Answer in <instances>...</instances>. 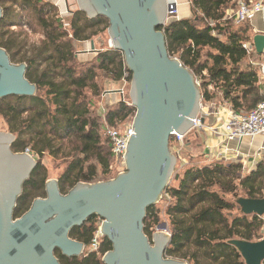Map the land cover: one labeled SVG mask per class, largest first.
Masks as SVG:
<instances>
[{"label": "trees", "instance_id": "trees-1", "mask_svg": "<svg viewBox=\"0 0 264 264\" xmlns=\"http://www.w3.org/2000/svg\"><path fill=\"white\" fill-rule=\"evenodd\" d=\"M236 2L190 0L192 17L170 19L160 30L170 57L178 59L194 78L201 79L202 101H223L237 113H249L262 101L258 68L250 60L260 61L262 55L255 52L249 56L243 48L246 42L253 41L247 22L235 25L224 19ZM16 6L23 13L30 11L34 15L35 23H26L33 32L44 35L38 48L20 58L27 66L26 79L36 86V95L0 99V117L15 136L11 150H28L37 161L17 198L14 217L19 218L28 211L33 199L39 198L34 192L39 188L44 192L46 170L41 160L45 155L61 159L64 164L58 178L62 194L79 182L112 179L109 167L114 157L103 129L132 121L135 108L122 101L107 106L102 115L95 110L94 99L100 96L101 81L131 82L121 52L105 50L87 63L76 57L74 43L91 41L107 31L106 19H88L83 12L76 11L65 26L55 8L42 0H0V48L5 49L10 61L22 33L10 31L12 25L21 28ZM194 134L200 138L198 133ZM169 144L173 145V138ZM188 146L185 141L182 154ZM241 171L239 163L177 167L165 190L169 205L165 211L157 205L147 209L144 233L151 239L164 218L171 235L165 250L167 258L183 259L188 264H244L230 241L261 240L264 223L257 216L243 215L236 201L264 198V157L248 175L243 176ZM44 197L45 193L40 198ZM98 223L99 219L92 216L81 227L71 230L69 237L83 243L85 252L78 258H66L57 251L60 264H104L102 257L111 250L106 238L103 237L97 252H89Z\"/></svg>", "mask_w": 264, "mask_h": 264}, {"label": "water", "instance_id": "water-1", "mask_svg": "<svg viewBox=\"0 0 264 264\" xmlns=\"http://www.w3.org/2000/svg\"><path fill=\"white\" fill-rule=\"evenodd\" d=\"M76 2L88 19L108 21L111 48L123 54L131 73L134 133L126 145L125 170L107 181L79 182L66 194L58 181L48 180L45 197L33 199L28 211L15 218L17 198L37 161L25 152L14 153L15 138L0 133V264H60L57 251L66 258L80 257L85 246L69 235L92 216L102 221L100 232L111 244L102 257L104 264H187L165 256L171 240L166 223L157 226L151 239L144 233L147 209L161 201L176 170L170 139L192 129L202 98L194 75L168 54L160 30L171 21L167 10L173 0ZM66 4L70 8L69 0ZM253 44L256 54H264V34L255 35ZM26 71L25 63L13 64L0 48V99L36 95ZM236 203L245 216H264V198H240ZM230 245L244 264H264V238L233 240Z\"/></svg>", "mask_w": 264, "mask_h": 264}, {"label": "built area", "instance_id": "built-area-1", "mask_svg": "<svg viewBox=\"0 0 264 264\" xmlns=\"http://www.w3.org/2000/svg\"><path fill=\"white\" fill-rule=\"evenodd\" d=\"M187 1L190 3V0ZM67 9L66 6V10ZM263 9L262 0L255 2L239 0L234 10H227L224 19L232 20L235 25H241L250 21L254 14L262 12ZM176 16L177 4L173 0V3L169 5L167 10V18L174 19ZM243 48L249 56L255 53L253 41L246 42ZM252 65L258 68L262 101L249 113H237L225 102L216 104L214 102H204L201 98L199 113L193 120L192 129L183 136L174 133L171 137L173 138V145L170 147V151L176 156L177 161L180 160L181 167L188 164L184 160H181L179 155L185 148L187 136L192 132H202L205 133L207 137L211 138L210 142H206L204 145V153L208 161L239 163L242 166V173L246 172L247 174L254 171L256 162L259 160L261 161V156L257 155L251 162V166H248V157L244 156L239 151V145L243 140H254L259 137H264V54H262V60L260 62L252 63ZM195 83L198 86L197 82ZM208 89L211 90V87H208ZM211 116L216 117V122L212 125L205 124V119ZM133 133L132 123L125 125L123 128L105 127L103 129V135L107 137L111 143L114 167L116 166L117 168L113 167L112 169L114 171L116 170L118 174L125 170L124 154L126 153L128 139ZM230 143H237V147L231 149ZM25 153L30 154L28 150H26ZM164 198L170 202L169 195L166 192L163 193L162 199ZM101 223L102 221L99 220L97 229L89 245V252H97L100 248L103 239V235L100 232ZM165 232L169 233L168 229Z\"/></svg>", "mask_w": 264, "mask_h": 264}, {"label": "rangeland", "instance_id": "rangeland-1", "mask_svg": "<svg viewBox=\"0 0 264 264\" xmlns=\"http://www.w3.org/2000/svg\"><path fill=\"white\" fill-rule=\"evenodd\" d=\"M42 2L43 3H49L50 5H52L55 8L56 15L63 19L65 26H68L69 19L72 16V14L75 13L76 11H79L76 0H69L71 9L68 8L67 10H66V5H67L66 0H65V2L64 1H58V0H42ZM15 11H16V13H19L21 28H19L16 25H12V26H10V31L17 33V34L19 32H22V33L20 34V36L18 37V39L16 41V44L18 46L13 51L14 58H13V60L11 59V62L15 65H19V64L23 63L20 60V58H23V56L25 54H28V53L30 54L31 50H33L34 47L35 48L39 47L40 42L42 40H44V35L42 33H40L39 31L33 32L32 28L30 26H28V24H27L28 22L35 23V17L30 11H25L23 13V11L20 10L19 6H16ZM60 15H62V16H60ZM178 16H180V14ZM92 41L94 42V50L93 51H91V49L89 50V48H87V43L89 44L90 41L74 43V48H75V53H76L77 58L79 55L81 56V54L85 48H86V50L88 49L87 55H89V56H87L85 54L86 56L85 55L84 56L86 58H83V57L78 58V60L81 63H87L89 61H92L97 56V54H99L100 52L112 49L111 48V41H110V38L108 36L107 31H104L103 33L94 37L92 39ZM18 48H20L19 51H17ZM26 52H28V53H26ZM252 61L254 63H256L254 60H252ZM195 82H197V84H198L197 87L200 88L201 79L198 80L195 78ZM100 87H101L100 88V96H99V98L94 99L95 110L97 109L96 112L98 115H102L104 113L105 108L107 106H111L112 103L109 104L107 101L110 97L111 98L113 97L112 93H114L115 91L118 93V94H116V97H115V101H116L115 103L116 104L119 102H122V101H124L128 104H131V98H130V88L131 87H130V84H128L126 81H122L119 83H113L109 80H103L100 83ZM219 98H220V96H219ZM215 103L220 104V103H223V101H219V102H215ZM129 123H132V121H130V122L127 121L125 123L118 125L117 127L123 128L125 125H127ZM0 133L12 135L8 131L7 125L5 124L3 118H1V117H0ZM194 133L195 132H192L191 134H189L187 136L186 141L189 143V146L186 147V151H185L186 153L182 154L183 150L181 151L179 158L181 160H184L188 164H191V165L197 164L199 166L206 165L208 163L210 164V163L217 162V161H208L204 157L205 155L203 156L204 149L201 145L202 144L201 139L196 138ZM199 134H202V132ZM12 136L15 138L14 135H12ZM30 155H32V154H30ZM41 163L46 170V181H48V180L58 181V178L64 169V164L62 163V160L61 159L54 160L51 157L45 155L43 157V159L41 160ZM220 163H222L224 165H228L229 162H220ZM235 164H238V163H235ZM113 167H114V161L111 163V165L109 167V170L112 173L111 174L112 178H114L118 174V172H116V170L114 171L112 169ZM177 167L182 168L180 160H178V162H177L176 168ZM114 168H116V166ZM241 174L243 176L248 175L246 172L242 173V171H241ZM34 193H35V195H34L35 197L40 198L44 192L39 188ZM228 199L231 200L230 197H228ZM156 205H157L158 209L165 211L169 205V201L166 198H164ZM162 223H166V220L164 218H162L160 224H162ZM156 228H155L154 232L156 231ZM84 252H85V250H84ZM168 258H170V257H168ZM171 259H174V258H171ZM175 260L185 261L183 259H178V258H175ZM185 262L187 263V261H185Z\"/></svg>", "mask_w": 264, "mask_h": 264}, {"label": "crops", "instance_id": "crops-1", "mask_svg": "<svg viewBox=\"0 0 264 264\" xmlns=\"http://www.w3.org/2000/svg\"><path fill=\"white\" fill-rule=\"evenodd\" d=\"M174 1L177 4V16H176V18H174V20L190 19L192 17V12L190 9V3L187 0H174ZM236 1L238 2L239 0H236ZM262 3H263V7H264V0H262ZM229 9L232 10L233 8H229ZM179 14H180V16H178ZM247 24L250 26L252 40H253V37L255 35L264 34V9L262 12L254 14L252 19L250 21H248ZM210 25H213V23L210 22ZM87 48H89V50H90V43L89 44L87 43ZM85 54L86 55L88 54V49L86 50V48L83 50L81 56L80 55L78 56V58H80V57L86 58ZM87 56H89V55H87ZM261 60H262V58H261ZM260 61H256V63H258ZM250 62L254 63L252 60H250ZM204 74H205V72H204ZM112 94H113V97L112 98L110 97L107 102L109 104L112 103L111 105H114V104H116L115 103L116 102L115 97H116V94H118V93L115 91ZM215 122H216V117H213V116L207 117L205 119V124H207V125H212ZM199 136H200V139L202 142L201 145L204 149V145L206 144V142L207 143L210 142L211 138L207 137L205 135V133L199 134ZM236 147H237V143H230L231 149H235ZM239 151L244 156L248 157V161H247L248 166H251V162L255 159V157L257 155H260L261 160H262V157H264V137H259V138H256L254 140H247V139L243 140L241 142V144L239 145ZM205 158H206V156H205ZM259 161L256 162V165L259 163ZM254 170H255V168H254ZM261 220L264 223V216L261 217ZM263 238H264V224H263V227L261 230V239H263Z\"/></svg>", "mask_w": 264, "mask_h": 264}, {"label": "flooded vegetation", "instance_id": "flooded-vegetation-1", "mask_svg": "<svg viewBox=\"0 0 264 264\" xmlns=\"http://www.w3.org/2000/svg\"><path fill=\"white\" fill-rule=\"evenodd\" d=\"M86 247H84V250H85Z\"/></svg>", "mask_w": 264, "mask_h": 264}]
</instances>
